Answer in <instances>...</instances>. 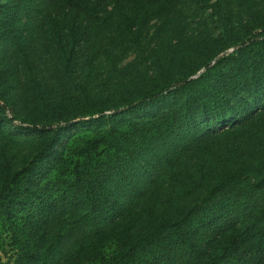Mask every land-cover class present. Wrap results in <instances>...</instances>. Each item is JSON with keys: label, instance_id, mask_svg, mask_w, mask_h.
Masks as SVG:
<instances>
[{"label": "trees", "instance_id": "16d2710c", "mask_svg": "<svg viewBox=\"0 0 264 264\" xmlns=\"http://www.w3.org/2000/svg\"><path fill=\"white\" fill-rule=\"evenodd\" d=\"M8 237L6 264H264V0H0Z\"/></svg>", "mask_w": 264, "mask_h": 264}, {"label": "rangeland", "instance_id": "374dc122", "mask_svg": "<svg viewBox=\"0 0 264 264\" xmlns=\"http://www.w3.org/2000/svg\"><path fill=\"white\" fill-rule=\"evenodd\" d=\"M210 13L211 12L208 13V19H210L209 18ZM209 22L211 23L212 27L214 28V23H213L214 19L211 18L209 20ZM232 50H234V49H232ZM232 50H230V51H232ZM132 58L133 57H131L130 59H132ZM124 112H125V110H121V111H119L118 114H123ZM5 116H6L5 117L6 119L2 120L3 124H7L10 127L11 131L14 132V134H16V135H27L28 136V135H33L35 133V129L32 128V126L29 125L28 123H25L21 120H15L13 118V114H12L11 110H7ZM97 118H98V116L94 117V119H97ZM89 120H91V119L86 118V119H82V120H78V121L74 122L71 125L70 129H67L66 136L69 137L70 135L76 133L81 128V125H79V123H81L82 121H89ZM61 126L65 127L64 124H62ZM54 128H57V127H54ZM66 141H67V139L65 138L62 143L64 144ZM60 148L61 147H57V151H59ZM9 244H10V240L8 237L7 238L6 254L1 253L2 254L1 264H6L10 258L8 256L12 255V252L10 251L11 247L9 246Z\"/></svg>", "mask_w": 264, "mask_h": 264}, {"label": "crops", "instance_id": "0c3cea01", "mask_svg": "<svg viewBox=\"0 0 264 264\" xmlns=\"http://www.w3.org/2000/svg\"><path fill=\"white\" fill-rule=\"evenodd\" d=\"M1 259H2V254H1V252H0V264H1Z\"/></svg>", "mask_w": 264, "mask_h": 264}, {"label": "water", "instance_id": "95a60500", "mask_svg": "<svg viewBox=\"0 0 264 264\" xmlns=\"http://www.w3.org/2000/svg\"><path fill=\"white\" fill-rule=\"evenodd\" d=\"M203 71H205V70H203ZM203 71H202V72H203Z\"/></svg>", "mask_w": 264, "mask_h": 264}]
</instances>
